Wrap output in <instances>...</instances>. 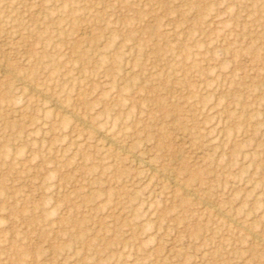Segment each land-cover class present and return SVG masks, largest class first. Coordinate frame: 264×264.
<instances>
[{
    "label": "rangeland",
    "instance_id": "rangeland-1",
    "mask_svg": "<svg viewBox=\"0 0 264 264\" xmlns=\"http://www.w3.org/2000/svg\"><path fill=\"white\" fill-rule=\"evenodd\" d=\"M0 264H264V0H0Z\"/></svg>",
    "mask_w": 264,
    "mask_h": 264
},
{
    "label": "bare ground",
    "instance_id": "bare-ground-1",
    "mask_svg": "<svg viewBox=\"0 0 264 264\" xmlns=\"http://www.w3.org/2000/svg\"><path fill=\"white\" fill-rule=\"evenodd\" d=\"M32 92H33V91H32ZM57 109H58V108H57ZM85 128H86V127H85ZM118 145H119V144H118ZM121 147H122V146H121ZM124 148H125V147H124ZM124 148H123V149H124ZM172 180H173V179H172ZM172 184H173V183H172ZM175 184H176V183H175ZM175 186H176V185H175ZM186 196H188V195H186ZM189 196H190V195H189ZM191 196H192V195H191Z\"/></svg>",
    "mask_w": 264,
    "mask_h": 264
}]
</instances>
